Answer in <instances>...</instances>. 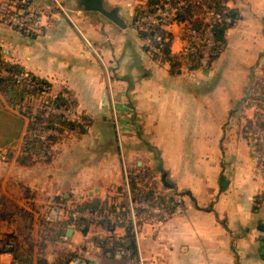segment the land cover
Instances as JSON below:
<instances>
[{
	"label": "crops",
	"instance_id": "1",
	"mask_svg": "<svg viewBox=\"0 0 264 264\" xmlns=\"http://www.w3.org/2000/svg\"><path fill=\"white\" fill-rule=\"evenodd\" d=\"M58 1L40 29L22 32L0 23V54L50 88L72 93L95 121L114 112L121 137L140 140L141 153L153 156L150 163L156 162L162 185L163 177L171 183L163 187L177 193L180 212L158 226L143 224L141 258L149 264H264V232L258 228L264 223V176L251 158L241 124L247 117L240 113L252 76L262 70L264 0H225L235 18L208 69L168 65L146 51L132 22L147 0H101V11L85 0ZM115 133L111 128L109 138ZM97 155L94 165L86 159L76 171L63 157L51 167L0 157V236L12 234L21 249L29 246L22 238L28 231L34 237L37 229L24 224L33 226L29 220L42 204L61 193L78 203L107 202L104 188L119 180V159ZM68 228L57 235L86 264H137L100 247L99 240L110 236L102 225L73 227L70 236ZM111 233L121 237L125 227ZM45 242L41 252L52 262L53 242ZM12 259L1 254L0 264Z\"/></svg>",
	"mask_w": 264,
	"mask_h": 264
},
{
	"label": "rangeland",
	"instance_id": "2",
	"mask_svg": "<svg viewBox=\"0 0 264 264\" xmlns=\"http://www.w3.org/2000/svg\"><path fill=\"white\" fill-rule=\"evenodd\" d=\"M10 6V0H0V13H4L5 11L3 10L8 9ZM32 6L35 10L36 8H42L46 12H52L54 8H59V1L32 0ZM3 21L4 20H0V23L7 25V23ZM15 29L20 31L23 30L19 28ZM104 74H106L105 69ZM261 86H264V60L261 72L252 76V89L250 88V90L248 91L245 108L243 107L240 110V113L242 114L241 116L247 117L246 119L242 120L241 124H243V134L246 137V141H248V146L251 151V158L252 156H254L253 151L255 148L256 140L262 138L264 139V128H257L253 124L256 120V110H262L264 114V107L261 105V103L264 104V96L258 99V101L252 100L253 89L255 88L256 90H259ZM43 90L44 91L40 94V96H27L19 106V109H12L10 107H7V110L15 113L18 116L19 112L21 111L24 114V116H22L24 122H27L26 116H29L33 120V127L28 135L31 138H37L39 140L38 142L40 143V150L35 153L29 150L30 156L25 155L26 151H23V136L25 135V129L23 134L18 139L20 127L18 125L16 116L0 110V144L8 143L7 145L0 148V157L5 158L9 162L14 156H16V158L18 159L23 155L26 157V163L45 167L47 165H50L51 167V164H54V162L58 163L59 158L63 157L66 159V163L69 165V169L76 171V169L82 167L81 164L83 163V160L87 159L88 161L89 159H91L89 163L94 165L100 157V155L97 154H117L116 156L119 159L120 164L119 180L117 182H110L109 185L104 188L106 197H108L109 199H106L108 203L103 210H111V208L113 207L112 202H116L117 206H119L120 208H124V210H122V213L127 216V198L124 190L126 189L124 185L125 176L127 177L129 183L130 178H133L134 176H136V174H146V167L150 169L151 177L150 179L146 180L147 183L155 184L157 192H164L166 195L173 196L175 203L177 205L179 204L177 201L178 197L176 196L177 193H174L171 189L166 190L161 184V178L156 166V162L150 163V158H152L153 156L151 155L148 157L144 156L143 153H141L142 145L140 146V144H138L141 141L137 140L138 142L133 144L132 142H128L129 140L121 137V124L119 122H116L117 119L114 115V112L113 114L112 112H110V117H106L103 120L96 119L95 121L94 118L96 117H94V115L96 114L94 112H87L83 108H79L75 104V99L70 92L68 95L70 99L67 105L59 106L56 108L51 99L53 98V96L57 95L59 91H62L63 94H67L68 91L66 89H63L62 87H53L46 89V87H43ZM40 110L45 113H42L40 119L36 118L35 120V118L33 117ZM112 110L113 108H111V111ZM49 112L60 113L64 119L73 121L77 125L70 128L67 125H58L57 123L50 124L45 120ZM80 127H83L84 131H80ZM111 128L114 132H116L113 139L109 138ZM113 145H115L116 152H114V148L112 147ZM111 162L112 160L109 159L108 163L111 164ZM254 162L256 163L258 170H260L262 175L264 176V166L258 161ZM149 163L151 165H149ZM113 172L114 169L109 173ZM94 191L97 192V189ZM81 203L82 202L78 203V201H75L73 198H68L61 193L58 194L57 197L52 198L50 202L48 201L47 203L42 204V207L39 208V211L37 210V218L33 221L29 220L31 221L30 224L33 226H26L28 224L24 220V223H26V225L24 224V228H36L37 234L32 237L30 235V231H28L29 235H24V237L22 238V243L28 244L29 242L30 245L23 247L22 249L26 248L27 253H29V255L34 258L36 254H44V252H41V249L44 250V247H46L47 244L45 240H48L50 242H53V245H51L49 249L55 251L56 253V258L51 263H66V261L75 254L74 251H72L67 246V244L63 243L66 242V240L62 241V238L60 239L57 235V233L61 230L59 224L61 222L63 223L64 221H61L58 224L48 225L44 222L43 216L45 213H47L49 207L53 204H59L68 212L69 215L73 211V207L78 206V208H80L79 206H81ZM177 205L173 209L168 210L167 217H163L164 219H162L161 216V224L167 221L170 217L174 216L176 213L180 212V209H177ZM98 208L100 207L98 206ZM99 210L102 211L101 208ZM159 219L160 217H158L156 213L148 211L143 212L142 214L137 215V230L140 232L142 230L143 224L145 223H150L154 226L161 225L157 223V220ZM76 221H88L89 224L98 225V223L83 218H78ZM128 223L129 222L124 223V226L128 225ZM63 225L65 226V224ZM67 226L70 227L69 224ZM102 226L104 228H106L105 226H107L108 230H105L110 232H112L113 229H116L117 227L113 225L114 228L109 229L111 224L104 223ZM75 227H77V223L75 224ZM110 236H113V234L111 233ZM19 244L20 247H22L21 241L19 242ZM114 250L115 249H112L110 251L108 250L109 254L113 255ZM129 258H134L136 263L138 264L137 252L135 255L131 254V257Z\"/></svg>",
	"mask_w": 264,
	"mask_h": 264
},
{
	"label": "built area",
	"instance_id": "3",
	"mask_svg": "<svg viewBox=\"0 0 264 264\" xmlns=\"http://www.w3.org/2000/svg\"><path fill=\"white\" fill-rule=\"evenodd\" d=\"M10 3L11 6L3 10L4 13H0V20L26 31L42 27V18L46 11L42 8L35 10L32 6V0H10ZM231 22L232 16L220 8L219 0H157L151 12L134 17L132 26L142 32L144 48L152 57L168 65H181L186 69L193 66L208 69L218 49L219 41L216 37V30L220 25L231 24ZM174 42L179 44L176 50L172 48ZM89 46L91 47V45ZM0 74H5V71L0 70ZM17 79L20 80L21 76H17ZM253 154L252 159L254 161L264 159V151L260 153L254 150ZM124 185L127 198V216L122 213L124 208L117 206L116 202H112L113 207L109 211L74 206L69 215L59 204H53L44 214V222L48 225H54L71 219L69 224L71 228L75 227L78 218L91 220L98 225H103V223L115 225L116 228L124 227V223L129 222L137 246L138 264H149L141 258L138 252L140 232L136 226V209L142 208L148 212L156 213L160 217L157 220L158 224L162 223L161 216L162 219L167 217L168 210L144 201L132 200L126 176ZM178 208L179 206H177ZM105 227L107 229V226ZM15 244L16 241L12 239L0 244L3 247L0 255H12L11 251ZM114 249L113 255L118 258L131 257L129 249ZM12 264H19V262L12 259ZM64 264H86V259L80 255H74Z\"/></svg>",
	"mask_w": 264,
	"mask_h": 264
},
{
	"label": "trees",
	"instance_id": "4",
	"mask_svg": "<svg viewBox=\"0 0 264 264\" xmlns=\"http://www.w3.org/2000/svg\"><path fill=\"white\" fill-rule=\"evenodd\" d=\"M157 0H147L146 4L143 6H140L138 9V15L149 13L153 10V5ZM225 0H219L220 8L225 10L228 14L232 16V18H235V15L226 7L224 6ZM230 24H222L220 25L216 30V37L219 41L218 47L222 43V36L225 31V29ZM13 27V26H12ZM15 28V27H14ZM26 31V30H22ZM221 42V43H220ZM0 70H4L5 74H0V110L8 112L14 116H16V119L18 120V125L20 129L25 124V135L23 136V142H24V150L26 151L25 155H29V150L32 152H38L40 150V143L37 138H31L28 133L31 132L33 127V120L29 117H27V122H24L23 117L24 114L20 111L19 116L15 113L10 112L7 110V107H10L12 109H19V106L24 101V99L27 96H40L41 93H43V87H46V89L50 88V83L46 80L37 77L31 73H28L24 70V68L14 62L6 61L2 58L0 54ZM17 76H21V79L18 80ZM253 98L252 100L258 101V99L262 98L264 95V86H261L259 90L253 89ZM69 92L67 94H63L62 91H59V93L51 99V101L54 103V105L57 107L59 106H66L69 102ZM261 105L264 107V104L261 103ZM42 113V110H40L36 115L33 117L40 119ZM256 120L253 123L257 128H264V114L263 111L256 110L255 112ZM47 122L50 124L57 123L58 125H67L68 127L72 128L73 126L77 125L75 122L64 119L60 113H54L49 112L47 117L45 118ZM79 126V125H78ZM58 129V128H56ZM80 131H84L83 127L79 128ZM61 130V129H59ZM2 146H5L6 143L1 144ZM256 149V150H255ZM255 151H258L262 153L264 151V139H257L255 143ZM26 157L20 156L17 160L21 163H26ZM260 164L264 166V159L258 161ZM146 174L138 173L133 178H130L129 182V189L131 192L132 200L136 201H144L151 205H158L166 210L173 209L177 204L175 203V200L173 196L166 195L164 192H157L155 184H148L146 180L150 179V169L145 168ZM162 183L165 187L171 188V183L168 182L165 177L162 178ZM79 206L80 208H89V209H95L98 208V206L103 210L107 202L106 201H99V200H92L87 202H82ZM78 207V206H77ZM99 208V209H100ZM112 210V208H111ZM145 210V211H144ZM137 208L136 213L137 215L142 214L143 212H146V209ZM71 223V219L61 222L60 229L64 232V227H66L68 224ZM77 226L84 225L87 227L89 224L88 221L79 222L76 221ZM65 224V226L63 225ZM125 227V234L121 237H115V236H109L108 238L99 240L100 241V247L104 249V251H110L114 248H124L129 249L131 251V254L135 255L137 252L136 243L134 240V236L132 234L131 225L128 224ZM114 226L111 225L109 229H113ZM258 228L264 232V223H259ZM85 229H83L84 231ZM15 240L16 244L14 248L12 249V257L13 259L17 260L19 264H30L33 260L31 255L27 253L26 249H21L20 244L15 236L12 234H1L0 236V244L4 243L6 240ZM264 241V239H263ZM3 251L2 245L0 246V252ZM12 264V263H11ZM36 264H52L51 262H48L45 257H43V254L38 256L36 258Z\"/></svg>",
	"mask_w": 264,
	"mask_h": 264
},
{
	"label": "water",
	"instance_id": "5",
	"mask_svg": "<svg viewBox=\"0 0 264 264\" xmlns=\"http://www.w3.org/2000/svg\"><path fill=\"white\" fill-rule=\"evenodd\" d=\"M85 5L92 10H99V11L103 10L101 5V0H85ZM71 232L72 229L68 228L66 233L68 236H70Z\"/></svg>",
	"mask_w": 264,
	"mask_h": 264
}]
</instances>
